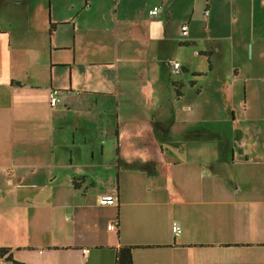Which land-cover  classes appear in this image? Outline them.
Here are the masks:
<instances>
[{
	"label": "crops",
	"instance_id": "0c3cea01",
	"mask_svg": "<svg viewBox=\"0 0 264 264\" xmlns=\"http://www.w3.org/2000/svg\"><path fill=\"white\" fill-rule=\"evenodd\" d=\"M142 1L156 17L129 16L122 0H84L74 15L0 0V264H115L121 245L133 264H264V116L256 134L232 124L233 140L161 95L158 61L196 45L193 5L209 13L211 1ZM171 82L177 102L184 82ZM110 194L116 205L100 202Z\"/></svg>",
	"mask_w": 264,
	"mask_h": 264
},
{
	"label": "rangeland",
	"instance_id": "374dc122",
	"mask_svg": "<svg viewBox=\"0 0 264 264\" xmlns=\"http://www.w3.org/2000/svg\"><path fill=\"white\" fill-rule=\"evenodd\" d=\"M14 1L11 0L13 5H15ZM16 1L22 2L23 8L27 2L31 3L34 0ZM53 1L56 9L69 10L74 15L77 6L84 0ZM209 2L211 10L209 13L207 9L204 11L206 6L203 7L205 20L203 26L202 20H197L202 14V5L197 1L193 5L194 18L195 15L197 16L195 23L192 22L194 18L191 20V33L197 40L196 45L179 47L176 43L158 61L159 73L166 76L164 78L167 81L160 92L173 106L178 107L177 111L192 110L196 115L205 116L209 119L206 122H209L211 127H220L234 140L233 126L240 130L242 129L240 122L248 123V128L251 126L256 134L254 120L264 116V5L256 2V9L252 12L251 5L247 3L241 5L231 0L228 2L209 0ZM99 3L100 6L108 9L110 5H114V0H99ZM119 3L129 16L134 12H139L141 17L146 15V18L157 16L148 14L149 5L143 4L142 0L126 2L122 0ZM166 6L165 12L168 16H170L169 9L172 11L170 28L175 32L183 18L181 14L183 9L174 3ZM237 15L240 21L231 20V17L236 19ZM254 21L256 24L253 23ZM204 27L206 29L203 32ZM198 50H205L207 54H199ZM149 52L151 53L148 55L149 58L157 54L155 49H150ZM175 60H178L182 66L186 65L191 71L180 70L179 74L170 77L165 75L168 63ZM194 71L198 74H193ZM176 78L184 82V87L180 88L182 95L177 102L175 88L171 82V79ZM233 111L242 120H233ZM240 137L239 135L237 140H240Z\"/></svg>",
	"mask_w": 264,
	"mask_h": 264
},
{
	"label": "built area",
	"instance_id": "2783aa9c",
	"mask_svg": "<svg viewBox=\"0 0 264 264\" xmlns=\"http://www.w3.org/2000/svg\"><path fill=\"white\" fill-rule=\"evenodd\" d=\"M158 10H159V6H155L150 11V13L154 14ZM182 33H183V35H187V33H188V25L187 24L182 25ZM169 64L171 66V72L172 73L176 74L181 70L182 65L178 61H171V62H169ZM49 100H50V104L52 107L57 106L59 103L62 102L61 91L59 89H56V88L51 89L50 94H49ZM100 202L105 204V205H116L118 202V198L115 194L104 195L100 198ZM117 227H118L117 222H112L108 225V229H110V230H115V229H117ZM172 230H173L174 234L178 235L181 233L182 228L178 222L174 221L173 225H172ZM85 250H87V249H85Z\"/></svg>",
	"mask_w": 264,
	"mask_h": 264
},
{
	"label": "trees",
	"instance_id": "16d2710c",
	"mask_svg": "<svg viewBox=\"0 0 264 264\" xmlns=\"http://www.w3.org/2000/svg\"><path fill=\"white\" fill-rule=\"evenodd\" d=\"M132 249L133 246L131 245H121L116 252L115 264H133ZM8 252V248H0V256H4L8 254ZM8 258H10V255Z\"/></svg>",
	"mask_w": 264,
	"mask_h": 264
}]
</instances>
